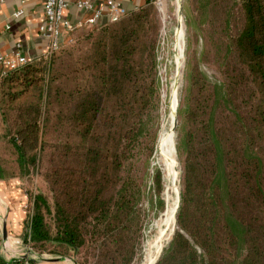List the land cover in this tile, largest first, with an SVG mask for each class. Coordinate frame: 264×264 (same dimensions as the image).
I'll use <instances>...</instances> for the list:
<instances>
[{"label": "trees", "instance_id": "1", "mask_svg": "<svg viewBox=\"0 0 264 264\" xmlns=\"http://www.w3.org/2000/svg\"><path fill=\"white\" fill-rule=\"evenodd\" d=\"M198 2L203 25L214 26L222 78L213 82L199 68L189 75L196 93L181 112L189 128L179 147L177 228L155 264H235L242 241V264H264V0ZM155 4L148 0L92 35L86 68L98 85L71 93L61 120L78 141L45 138L42 116L58 90L59 50L0 79V128L19 173L26 177L42 166L53 198L34 195L25 222L24 241L39 253L77 256L95 244L96 257L85 264L130 262L119 263L106 236L126 230L133 200L126 185L110 195V184L116 185L140 134L157 83ZM160 177L158 170V182ZM0 264L43 263L0 252Z\"/></svg>", "mask_w": 264, "mask_h": 264}, {"label": "rangeland", "instance_id": "2", "mask_svg": "<svg viewBox=\"0 0 264 264\" xmlns=\"http://www.w3.org/2000/svg\"><path fill=\"white\" fill-rule=\"evenodd\" d=\"M154 6L151 14L155 16L158 25H156L158 30L154 34L156 38L154 72L157 83L154 86L153 97L151 94L148 107L142 117L140 134L129 156L125 158V165L119 172L116 185L110 184V195L115 196L117 189L126 185L127 193L133 200L131 211L133 210L134 214L132 219L126 221L128 224L126 230L120 234L116 230L117 233L114 231V235L106 236L109 241L113 239L110 248L116 250L119 263L125 258L130 260L129 264H151L159 259L169 245L177 228V214L181 202L184 155L179 147L183 134L189 128V123L184 118L185 114L181 112L185 111L188 102H192L196 93L190 87L189 75L199 68L213 82L222 78L221 61L216 48L218 39L213 36L214 26L208 22L203 25L200 20L198 0H160V4L156 0ZM179 9L183 18L182 25L178 19ZM219 22L221 23L222 20ZM219 22L216 21V24L218 25ZM96 31L98 30L93 27L79 36H74L73 42L67 43L55 54L58 90L54 98L45 104L42 116L43 124L47 122L45 138L49 142L79 140L77 134L68 128L67 122L61 120L65 116L71 93L98 85V80L94 79L86 68L91 41H93L92 35L96 34ZM204 48L205 55L202 53ZM174 99H176L175 104ZM3 133L0 128V162L4 168V174L0 178L2 188H0V232L3 231L0 252L7 259L29 257L43 264L93 262L97 253L94 249L95 244L92 247H82L81 252L73 256L48 251L39 253L31 247V244L24 241L25 226L22 227L20 221L23 219L25 222L33 212V196L43 193L51 203L53 198L41 173L42 166L32 169L26 177L20 175L15 151L5 140ZM171 137L173 149L170 150L166 144L170 143ZM262 147L264 155V141ZM47 159L45 155V163ZM158 170L161 173L160 182L157 179ZM111 179H115L113 173ZM2 190L7 192L5 199L2 197ZM20 191L24 194L22 198L18 197ZM10 195L11 204L7 199ZM260 203L258 201V206ZM8 204L15 210H12L11 206L8 207ZM18 211H22L23 215H18ZM11 213L17 220L11 223L15 228L10 226V230L14 232L13 237L7 238ZM5 230L6 237H4ZM114 240H117L116 244ZM246 248V243L242 241L240 257L235 264H242ZM58 257H65V260H53Z\"/></svg>", "mask_w": 264, "mask_h": 264}, {"label": "crops", "instance_id": "3", "mask_svg": "<svg viewBox=\"0 0 264 264\" xmlns=\"http://www.w3.org/2000/svg\"><path fill=\"white\" fill-rule=\"evenodd\" d=\"M68 1L70 5L65 10V16L74 23H76L80 19H83L86 16V11L76 5V2L78 0ZM91 1L96 6H98L102 3L103 0ZM120 1L128 10H130L138 8L139 6L145 4L148 0ZM44 20L45 15L43 10V0H27L26 2H22L21 0L0 1V54L11 57L19 49L21 50L22 54L25 55L31 62L44 57V53L47 51L49 45V40L42 34L40 30V26L44 23ZM108 21V17L104 16L99 25L95 26V28L106 24ZM88 29L91 28H78L71 34V36H79ZM5 71L6 67L0 61V79L4 75ZM2 191V197L3 199H5L6 191ZM23 195L24 194L22 193V191H20L18 197L22 198ZM11 198V195L9 196V198L7 197L9 203ZM9 206L11 205L8 204V207ZM11 207V209L13 210L14 207ZM18 212V215H23L22 211ZM15 217L12 213L11 215H9L10 224L8 226L9 232L7 238L13 237L14 232L12 233L10 229L11 227L15 228V225H11V223L13 224L17 220L15 219ZM25 222L23 221V219L20 221L22 227L25 226ZM0 236L2 242L3 231L0 232Z\"/></svg>", "mask_w": 264, "mask_h": 264}, {"label": "built area", "instance_id": "4", "mask_svg": "<svg viewBox=\"0 0 264 264\" xmlns=\"http://www.w3.org/2000/svg\"><path fill=\"white\" fill-rule=\"evenodd\" d=\"M21 1L26 2L27 0ZM158 1L160 4V0ZM69 5L68 0H43L45 20L40 26V30L49 40L44 57H51L64 45L73 42L74 37L71 34L76 29L95 27L99 25L104 16H107L109 21H117L128 12V9L120 0H103L98 6L91 0H78L76 5L86 11V16L74 23L65 16V10ZM0 61L6 67L4 74L29 62L28 58L19 49L11 57L0 54Z\"/></svg>", "mask_w": 264, "mask_h": 264}, {"label": "water", "instance_id": "5", "mask_svg": "<svg viewBox=\"0 0 264 264\" xmlns=\"http://www.w3.org/2000/svg\"><path fill=\"white\" fill-rule=\"evenodd\" d=\"M178 19H179V23L182 25L183 23V18H182V13H181V9H179L178 11ZM174 214H175V211H174ZM7 236V232L6 230L4 231V237ZM23 258H29V257H23ZM53 260H56V261H62V260H65V257H58V258H55ZM157 260H155L154 262H152L151 264H155Z\"/></svg>", "mask_w": 264, "mask_h": 264}, {"label": "bare ground", "instance_id": "6", "mask_svg": "<svg viewBox=\"0 0 264 264\" xmlns=\"http://www.w3.org/2000/svg\"><path fill=\"white\" fill-rule=\"evenodd\" d=\"M178 50H179V49H178ZM175 103H176V99H174V104H175ZM165 136H166V135H165ZM172 142H173V138L171 137V138H170V143L168 142V144H166L167 147L170 148V150L173 149V147H172L173 144H171ZM163 150H164V149H163ZM164 154H165V153H164ZM165 155H166V154H165ZM158 162H159V161H158ZM168 196H169V195H168ZM167 218H168V217H167ZM168 219H169V218H168ZM162 223H163V222H162ZM160 228H161V227H160ZM148 258H149V257H148ZM150 262H151V261H150Z\"/></svg>", "mask_w": 264, "mask_h": 264}]
</instances>
